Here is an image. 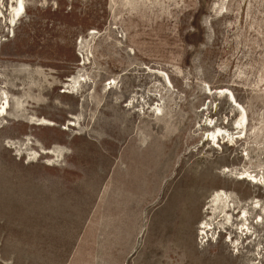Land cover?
<instances>
[{
  "label": "rangeland",
  "instance_id": "obj_1",
  "mask_svg": "<svg viewBox=\"0 0 264 264\" xmlns=\"http://www.w3.org/2000/svg\"><path fill=\"white\" fill-rule=\"evenodd\" d=\"M22 3L0 0V264H264V0Z\"/></svg>",
  "mask_w": 264,
  "mask_h": 264
},
{
  "label": "bare ground",
  "instance_id": "obj_2",
  "mask_svg": "<svg viewBox=\"0 0 264 264\" xmlns=\"http://www.w3.org/2000/svg\"><path fill=\"white\" fill-rule=\"evenodd\" d=\"M14 1V0H13ZM18 2H19V8L20 9H23L24 7H23V3H22V0H18ZM23 12V11H22ZM20 14V13H19ZM15 15V14H14ZM18 18V17H17ZM17 18H15V19H17ZM14 19V20H15ZM16 21V20H15ZM14 21V22H15ZM18 21V20H17ZM73 81H74V83H76L75 82V80L73 79ZM219 91V90H218ZM220 91H223V89L222 90H220ZM220 93V92H219ZM225 94H226V92H225ZM229 94V93H228ZM228 94H227V97H228ZM233 98V97H232ZM7 97H5V99H4V103L2 104V105H0V106H2L1 108H0V113H2V112H4L5 111V108H4V105L5 104H8V102H7ZM233 100V102H234V104H235V106L237 105L240 109H241V111H242V113H243V116L241 117V120L243 121V120H245L246 119V114H245V111H244V109L241 107V106H239V104L237 103V101L233 98L232 99ZM9 105V104H8ZM234 106V105H233ZM240 113V112H239ZM2 117V116H1ZM211 121V120H210ZM246 122V121H245ZM36 123H38V125H47V126H50V125H52V123L51 122H49V121H47V120H45V119H38L37 120V122ZM75 125V123L74 122H71V123H68V126H74ZM211 125V124H210ZM213 126V125H212ZM236 128V127H235ZM245 129V128H244ZM213 131H215V130H213ZM217 132L218 133H220L221 132V130H217ZM225 133V132H224ZM220 135V134H219ZM225 135V134H224ZM211 136H212V139H214L215 137L218 139V136L216 135L215 136V132H212V134H211ZM240 136V135H239ZM221 138V137H220ZM235 138V137H234ZM237 138V137H236ZM216 139V140H217ZM240 139H241V137H240ZM211 141V140H210ZM218 141V140H217ZM230 142V141H229ZM50 153H52V152H45V154H50ZM37 156V155H36ZM247 173V172H246ZM242 175V174H241ZM246 175V174H245ZM251 175H253V174H251ZM246 176H248V175H246ZM249 176H250V174H249ZM242 177V176H241ZM240 177V178H241ZM253 177V176H252ZM240 178H239V180H240ZM254 182V181H253ZM257 182V180L255 181V183ZM252 183V182H251ZM252 184H254V183H252ZM228 196L226 195V194H222V195H220V194H216L215 196H214V198L211 200V207H212V212L213 213H217V212H224V210L228 207ZM254 207H257V206H254ZM254 209V208H253ZM221 210V211H220ZM246 215H247V211H243L242 212V218H245L246 219ZM226 223L227 224H231V221H232V217L230 216V215H227L226 216ZM259 220V219H258ZM242 225V224H241ZM245 225V226H244ZM243 226L244 227H242V226H240L238 229L240 230V231H243L244 229H246V224H244ZM204 227V226H203ZM210 227H208V229H209ZM203 229V228H202ZM207 229V230H208ZM203 234H205V232H204V230H203V232H202Z\"/></svg>",
  "mask_w": 264,
  "mask_h": 264
},
{
  "label": "flooded vegetation",
  "instance_id": "obj_3",
  "mask_svg": "<svg viewBox=\"0 0 264 264\" xmlns=\"http://www.w3.org/2000/svg\"><path fill=\"white\" fill-rule=\"evenodd\" d=\"M222 194H225V193H222V192H221L220 195H222ZM210 202H211V201H210ZM227 203H228V207L224 210V212H225V211H228V212L230 213V209L232 210V208H231V205H230L229 197H228V202H227ZM211 211H212V210H211ZM220 211H221V210H220ZM243 211H247V209H246V208H243V209L241 210V212H240L239 215H242V212H243ZM212 214L215 215V214H218V213H213V212H212ZM230 216L232 217V215H230ZM240 220H241V219H240ZM227 226H230V224H227ZM237 226H238V225H237ZM239 227H240V226H239ZM210 228H211V227H210ZM211 229H212V228H211Z\"/></svg>",
  "mask_w": 264,
  "mask_h": 264
}]
</instances>
